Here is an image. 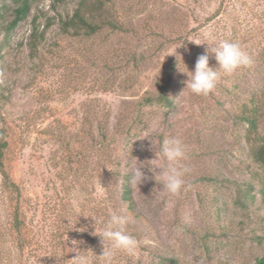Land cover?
<instances>
[{"label":"rangeland","instance_id":"1","mask_svg":"<svg viewBox=\"0 0 264 264\" xmlns=\"http://www.w3.org/2000/svg\"><path fill=\"white\" fill-rule=\"evenodd\" d=\"M30 1L8 34L16 3L0 0V129L30 227L25 264H73L77 253L87 264H254L264 255V160L254 157L264 144V0H112L99 16L128 30L92 36L61 32L79 0ZM34 17L40 30L54 22L32 52ZM206 26L209 50L238 41L253 63L198 96L186 72L206 50ZM162 86L173 105L146 100ZM169 136L186 150L179 195L158 177L131 181L137 164L148 177L151 160L166 168L160 144ZM3 176L0 168V191ZM7 203L0 192V264H17ZM113 213L127 218L135 257L95 235Z\"/></svg>","mask_w":264,"mask_h":264},{"label":"clouds","instance_id":"2","mask_svg":"<svg viewBox=\"0 0 264 264\" xmlns=\"http://www.w3.org/2000/svg\"><path fill=\"white\" fill-rule=\"evenodd\" d=\"M202 35L205 43L200 44L207 45V41L214 38V29L211 26H206L202 30ZM210 54L214 55L217 62L215 68L209 64ZM252 63L251 55L238 41L222 40L214 44L211 50L207 45L205 52L197 57L194 69L186 72L188 79L185 82V88L194 95L208 96L215 90L218 81L223 76H230L240 69L250 67ZM156 131L153 128L149 135ZM160 152L166 162V168L160 163L154 162L155 159H153L151 160L153 163L147 165L152 173V176L148 177L142 171L145 165L142 163L137 164L131 171V181L138 185L149 178L155 179L158 177L162 187L168 193L179 195L184 187L183 176L187 171L186 168L181 166V162L187 158L185 145L181 139L169 136L162 140ZM126 224V217L113 213L104 223L102 230L95 235L100 237L103 246L109 244L112 248L123 250L128 256L135 257L138 251V241L127 232ZM103 254L106 253L103 251ZM73 264H87L86 257L77 253Z\"/></svg>","mask_w":264,"mask_h":264},{"label":"trees","instance_id":"3","mask_svg":"<svg viewBox=\"0 0 264 264\" xmlns=\"http://www.w3.org/2000/svg\"><path fill=\"white\" fill-rule=\"evenodd\" d=\"M16 3L14 9V18L6 26L7 33L16 28L20 22L29 13L31 1L30 0H13ZM112 0H79L77 6L72 15H68L65 19H60V29L62 33L70 34L72 36H92L98 33L104 26H108L113 30H119L125 32L128 30L117 18L101 17L99 16L102 12L107 13L108 2ZM65 0H54V6L59 3H63ZM112 5V4H111ZM37 17L33 18V28L30 34L29 45L32 52L38 49L41 39L44 37L46 30L53 24L54 19H49L42 30L39 29L37 24ZM184 39V38H183ZM146 100L148 102L159 101L164 102L168 105H173L171 96L165 93L164 87L162 86L158 93L151 94L147 93ZM259 109V106L255 105L254 112ZM243 120L248 123L253 129L257 126V120L254 117H248L243 113ZM11 138L5 127L0 129V168L2 171L3 185L1 191L5 200L8 201L7 205L11 207V223L10 231L17 240V248L19 250V256L17 264H25V252L27 251V245L29 242L30 227L25 223L23 217V207L21 190L19 185L9 177L7 173V166L9 165L10 159L8 154L11 151L10 148ZM254 157L258 162L264 160V144L260 146L258 150L254 152ZM122 198L129 202L131 190L127 186V182L124 181L122 184ZM7 194V196H6ZM131 206V205H129ZM29 251V250H28ZM173 262H178L175 258H170ZM254 264H264V255L257 257Z\"/></svg>","mask_w":264,"mask_h":264}]
</instances>
